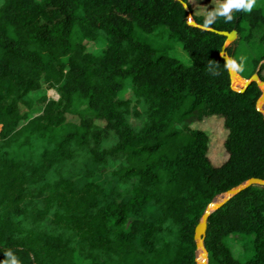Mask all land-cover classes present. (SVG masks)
<instances>
[{
  "label": "trees",
  "instance_id": "trees-1",
  "mask_svg": "<svg viewBox=\"0 0 264 264\" xmlns=\"http://www.w3.org/2000/svg\"><path fill=\"white\" fill-rule=\"evenodd\" d=\"M181 1L195 26L175 0H0V264L9 250L20 264H196L207 205L264 180L260 89L232 88L225 39L203 29L236 31L226 52L249 79L264 0L207 27ZM165 34L189 64L146 37ZM210 117L226 130L219 166L190 126ZM204 246L208 264H264V188L213 212Z\"/></svg>",
  "mask_w": 264,
  "mask_h": 264
},
{
  "label": "rangeland",
  "instance_id": "rangeland-1",
  "mask_svg": "<svg viewBox=\"0 0 264 264\" xmlns=\"http://www.w3.org/2000/svg\"><path fill=\"white\" fill-rule=\"evenodd\" d=\"M223 2L224 0H190V11L195 15L203 16L207 19L208 14L210 12H213L219 6V4ZM190 18L191 17L188 15V19ZM135 34L140 35L138 32H136ZM146 37L152 39L155 45L166 46L169 56L180 60L184 64H189V57L182 49L179 41L171 40L166 34L161 38L156 37L155 39H153L152 36L149 35H147ZM259 37L260 33L255 32L251 44L245 45V51L247 54H250L251 56L256 55V52L258 51ZM262 74L264 75V71L262 72ZM238 77L244 83V79L240 76ZM231 86L233 89L238 90L242 88L243 84L233 83L231 81ZM47 95L52 99L58 98V95L54 89L48 90ZM23 110H26V108H23ZM29 112L32 115H36L39 113L38 109L36 108H32ZM190 126L195 129L204 130L208 133V158L212 165L219 166L221 163H223L227 158L226 152L223 147V142L226 137V130L224 129L223 121L217 117H210L205 118L202 122H193Z\"/></svg>",
  "mask_w": 264,
  "mask_h": 264
},
{
  "label": "water",
  "instance_id": "water-1",
  "mask_svg": "<svg viewBox=\"0 0 264 264\" xmlns=\"http://www.w3.org/2000/svg\"><path fill=\"white\" fill-rule=\"evenodd\" d=\"M175 1L179 2L184 8V10L188 12V15L191 16V13L189 12L187 5L183 1L181 0H175ZM190 19H187L188 24L191 26H195L194 22L191 21ZM203 29L210 31L216 35H219L225 39L224 45L221 47L220 56L223 59L224 63L226 64V59L231 58L226 52V46L233 43L236 40L237 38L236 31L232 30L230 32H227V31L214 30L211 28H203ZM262 63H264V61L258 65V68L249 77V79H244L242 88L238 89L237 91L243 92L251 84H255L260 89L261 94H260V97L256 101V109L262 114L263 121H264V112L261 110V106L264 104V81H261L258 76L259 68ZM227 71H228V75H229L230 82H231L232 72H234L236 75L238 74L237 72L232 71L228 68H227ZM251 186H258V187L264 188V180L259 179V178H250L244 183L238 185L237 187L228 190L225 194L219 196L221 198L217 197L213 202L207 205V207L205 208L203 214L201 215L199 219V222L197 223L194 229L193 240L195 242V247H196V260H195L196 264H208L207 263L208 255H207V251L204 246V239H205L206 230H207V221L209 217L211 216V214L217 211L218 209H220L222 206H224L234 196L238 195L239 193H241L242 191L246 190L247 188ZM200 251H202L201 253L202 258L199 260Z\"/></svg>",
  "mask_w": 264,
  "mask_h": 264
},
{
  "label": "clouds",
  "instance_id": "clouds-1",
  "mask_svg": "<svg viewBox=\"0 0 264 264\" xmlns=\"http://www.w3.org/2000/svg\"><path fill=\"white\" fill-rule=\"evenodd\" d=\"M257 0H224L223 3L219 4V6L208 14L207 19L205 20V27L210 25L213 20L217 17H225L226 21L232 20L231 12L233 10H244L247 12H251L254 6L256 5ZM209 65H214L212 61L209 62ZM226 68L235 71L242 72L244 70L243 66V57H241V62L237 63L235 59L228 58L226 59ZM218 67V66H215ZM212 75H219V72L216 71L212 73ZM6 259L2 262V264H20L19 259L13 254L11 250L5 253Z\"/></svg>",
  "mask_w": 264,
  "mask_h": 264
},
{
  "label": "bare ground",
  "instance_id": "bare-ground-1",
  "mask_svg": "<svg viewBox=\"0 0 264 264\" xmlns=\"http://www.w3.org/2000/svg\"><path fill=\"white\" fill-rule=\"evenodd\" d=\"M231 81L233 83L243 84V81L234 72H232ZM261 110L264 112V104L261 106ZM201 253H202V251H200V253H199V260L202 258V254Z\"/></svg>",
  "mask_w": 264,
  "mask_h": 264
}]
</instances>
